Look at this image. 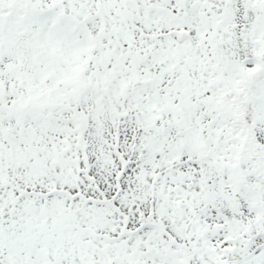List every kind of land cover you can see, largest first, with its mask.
<instances>
[{
    "label": "snow or ice",
    "instance_id": "snow-or-ice-1",
    "mask_svg": "<svg viewBox=\"0 0 264 264\" xmlns=\"http://www.w3.org/2000/svg\"><path fill=\"white\" fill-rule=\"evenodd\" d=\"M0 264H264V0H0Z\"/></svg>",
    "mask_w": 264,
    "mask_h": 264
}]
</instances>
